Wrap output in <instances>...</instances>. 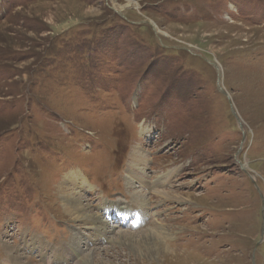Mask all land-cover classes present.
I'll use <instances>...</instances> for the list:
<instances>
[{"label": "rangeland", "instance_id": "374dc122", "mask_svg": "<svg viewBox=\"0 0 264 264\" xmlns=\"http://www.w3.org/2000/svg\"><path fill=\"white\" fill-rule=\"evenodd\" d=\"M135 148L144 185L126 174ZM72 171L115 239L168 238L120 246L73 221ZM260 195L264 0H0V264H18L5 245L22 264H264Z\"/></svg>", "mask_w": 264, "mask_h": 264}, {"label": "bare ground", "instance_id": "6f19581e", "mask_svg": "<svg viewBox=\"0 0 264 264\" xmlns=\"http://www.w3.org/2000/svg\"><path fill=\"white\" fill-rule=\"evenodd\" d=\"M220 74V71H219ZM148 158L144 157V154L142 153V151H140V149L135 148L129 155V162L127 163V170H126V174L127 176H130L129 180H135L138 183H141L142 185H144L146 182H148L144 176V169L146 168L147 165V160ZM173 172H168L167 174H161L159 175V177L157 179L154 180V182H152V186L151 188L153 189L154 193L160 195V196H166V191L163 190L162 186L165 183L170 182V177L172 176ZM73 187L77 188H81L84 189H90L89 183H87L86 179L84 178V176L77 172H70L66 177L63 178V181L61 182L60 186H59V196L61 198L62 201V207L65 211V213L67 215H69L70 217H73V221H84L85 224H89V223H94L97 224L95 230L98 231V233H100L102 236H104V238L106 240H110L111 242L118 244V245H122V244H141V246H148V245H152L155 241L158 242V244L162 245V241L166 240L168 238V233L166 232L165 228L164 229H160V230H156V232L154 233L152 230V227H150L149 229H147L145 232H142L140 234H136V235H143L145 233H147L145 235V238L141 239V240H126L124 237L122 236H134L135 234H128V233H119L118 238L115 239L112 236V232L108 231L107 228H109L108 226L105 225L104 221H102L101 219L99 220V217H92L91 212L89 214V212H87V209L90 208L88 204H84V200L78 196L77 192H73L71 193L70 191L72 189H74ZM134 197H136L139 202L141 203V205H145L146 203H144L145 197L141 196V195H136V193ZM135 199V200H137ZM137 200V202H138ZM112 208V207H111ZM121 209V208H120ZM123 210L127 211L126 207H122ZM90 210V209H89ZM144 210V209H143ZM128 212V211H127ZM99 224V226H98ZM116 227V226H115ZM98 236V235H97ZM155 245V244H153ZM4 249L8 252V256L9 259L12 262H16L18 264H22V260L25 259L26 257H24L23 255H21L19 253V251L17 250L16 247H13L11 245H5ZM169 246L165 245V248L163 247V251L164 252L162 255H159L158 260H160V257L167 255ZM61 250H63V253L65 254H70L69 251L65 250L64 248ZM92 253H94V251H91L90 253H88L87 255L85 254L82 259L83 262L88 263L89 258L91 257ZM57 258L59 259H64L66 256L68 255H62V252H58V254L56 255ZM73 256V255H72ZM166 258V257H165ZM157 261V258H156ZM7 264H14L11 263L10 261H7ZM77 264V263H76Z\"/></svg>", "mask_w": 264, "mask_h": 264}, {"label": "water", "instance_id": "95a60500", "mask_svg": "<svg viewBox=\"0 0 264 264\" xmlns=\"http://www.w3.org/2000/svg\"><path fill=\"white\" fill-rule=\"evenodd\" d=\"M216 67V66H215ZM217 68V67H216ZM217 72H218V91L221 93V94H223L224 96H226L227 97V99H228V101H229V104H230V108H231V112H232V115L234 116V117H236V119L238 118L237 116H236V112H235V110H234V107H233V103H232V100H231V98H230V96L228 95V93L221 87V85H220V74H219V70L217 69ZM240 127H241V125H240ZM253 184L255 185V187H256V189H257V191L259 192V189H258V187H257V185L253 182ZM261 196V198H262V204L264 205V200H263V196L262 195H260ZM262 224H261V230H260V241H259V243H261L262 241H264V207H262ZM258 243V244H259Z\"/></svg>", "mask_w": 264, "mask_h": 264}]
</instances>
